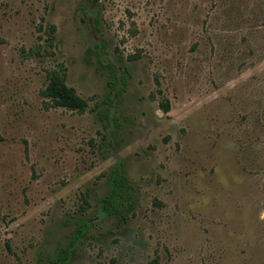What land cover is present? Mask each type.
<instances>
[{
	"label": "rangeland",
	"instance_id": "1",
	"mask_svg": "<svg viewBox=\"0 0 264 264\" xmlns=\"http://www.w3.org/2000/svg\"><path fill=\"white\" fill-rule=\"evenodd\" d=\"M62 67L84 113L47 108ZM117 171L135 201L119 230ZM69 248L264 264V0H0V264Z\"/></svg>",
	"mask_w": 264,
	"mask_h": 264
},
{
	"label": "trees",
	"instance_id": "2",
	"mask_svg": "<svg viewBox=\"0 0 264 264\" xmlns=\"http://www.w3.org/2000/svg\"><path fill=\"white\" fill-rule=\"evenodd\" d=\"M50 41H53L55 26H50ZM46 100L47 108H65L67 110L84 113L89 105L77 91L67 84V73L65 68L51 69L47 72V84L41 92ZM165 112H169L168 104H162ZM132 188L127 176L119 171L114 173L109 193L102 200V210L110 218L115 219V227L119 230L127 224L129 213L135 208V201L129 195ZM81 231V228L78 229ZM74 247V242L71 244ZM74 252L62 249L55 259L54 264H67ZM148 264H161L158 256L151 259Z\"/></svg>",
	"mask_w": 264,
	"mask_h": 264
}]
</instances>
